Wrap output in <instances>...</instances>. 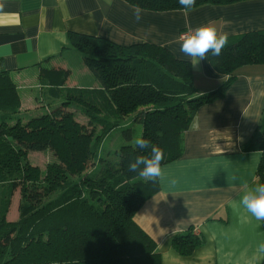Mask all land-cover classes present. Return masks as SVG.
<instances>
[{"label":"trees","instance_id":"1","mask_svg":"<svg viewBox=\"0 0 264 264\" xmlns=\"http://www.w3.org/2000/svg\"><path fill=\"white\" fill-rule=\"evenodd\" d=\"M127 1L154 11L182 9L179 0ZM238 1L196 0L195 6ZM71 33V45L100 89L71 93L66 90L70 69L42 67V84L61 103L26 117L20 115L16 83L0 71V264H162L157 242L135 220L146 200L160 191V180L137 179L138 172L128 169L137 155H150L151 149L124 144L114 162L102 156L103 142L113 130L124 129L123 120L133 114L134 122L142 124L141 137L163 150L162 164L180 157L183 135L200 107L224 97L241 66L264 64V30L229 38L219 56L211 55L218 71L229 76L201 95H196L191 62L174 58L162 46L124 47ZM72 98L84 106L88 123L69 108ZM126 127L130 139L132 126ZM46 149H53L56 159L44 169L27 159L29 152ZM244 149L261 151L258 178L264 183V116ZM97 162L98 171L89 172ZM17 181L20 214L10 221ZM201 242L195 225L175 237L182 253Z\"/></svg>","mask_w":264,"mask_h":264},{"label":"crops","instance_id":"2","mask_svg":"<svg viewBox=\"0 0 264 264\" xmlns=\"http://www.w3.org/2000/svg\"><path fill=\"white\" fill-rule=\"evenodd\" d=\"M136 7L127 0H0V71L16 83L21 110L37 103L39 96H49L40 79L42 67L70 69L66 89L71 88L69 83L101 87L71 45V32L104 37L124 47L150 43L190 61L179 52L178 42L189 29L211 21L229 38L264 30V0L203 3L191 12L139 7V21ZM75 62L80 64L79 80H72ZM192 68L196 95L229 76L218 71L211 54ZM263 116L264 64L241 66L226 95L200 107L183 135L182 155L162 164L160 191L135 215L157 242L162 264H263L264 252L258 246L264 243V221L238 204L243 185L262 184L258 178L262 153L245 150L244 145ZM193 225L202 242L182 253L175 237Z\"/></svg>","mask_w":264,"mask_h":264},{"label":"clouds","instance_id":"3","mask_svg":"<svg viewBox=\"0 0 264 264\" xmlns=\"http://www.w3.org/2000/svg\"><path fill=\"white\" fill-rule=\"evenodd\" d=\"M111 3V0H107ZM196 0H179V4L185 12H191L195 8ZM142 9L136 7L134 15L137 21L141 18ZM229 33L218 30L215 25L209 21L206 24L199 25L194 29H189L178 38L179 52L190 58L191 64L196 66L201 60L208 58L209 54L219 56L222 50L227 46ZM134 147L147 149L150 147V155H137L134 161L130 162L128 169L131 172H138L139 176L146 181H154L163 176L164 160L163 150L152 144L143 137H137L134 140ZM245 191L238 201L251 217L257 221H264V183L255 186L243 185ZM258 251L264 252V243L258 246Z\"/></svg>","mask_w":264,"mask_h":264},{"label":"rangeland","instance_id":"4","mask_svg":"<svg viewBox=\"0 0 264 264\" xmlns=\"http://www.w3.org/2000/svg\"><path fill=\"white\" fill-rule=\"evenodd\" d=\"M76 51H78V50H76ZM82 60L83 59L81 58V62H82ZM73 66H74V69H73V74H72V80H79L80 76H81L80 64L75 62ZM67 86L71 87L69 89H66V90H69L71 93L72 92L78 93L80 91H85V92L90 91V93H91L92 90L100 89V87L99 88H95V87L91 88L88 86L83 87V88H78L77 86L71 85L70 83ZM100 86H101V83H100ZM97 95H98V97H101V98L103 97L100 94H97ZM91 97L92 96H87V98H89L90 101H94V98H91ZM47 98H49V97L43 94L42 96H39L37 98L38 102L33 103V105L31 107L28 108L26 106H23L22 110H20V115L27 117V116L32 115V114L41 113L43 111H49V110H51V108L56 107L61 103V100H57V99H53V98H51V99L49 98L50 99L49 100ZM70 101L72 102V104L69 105V108L72 111L73 110L75 111V117L79 121H81L82 123H88V118H87V115L85 113L84 106L82 104L75 102L74 98H72ZM65 109L67 110V108H65ZM114 118H116V117L114 116ZM126 118H127L126 121L123 120V122H122V125L125 128L122 129V127H120V128L113 130L112 133L103 142V149L101 150L102 156L105 158H109L114 162L115 161L117 162V160H118V152H119L121 146L124 144H132L134 146L135 138L141 137V134H142V124L140 122H134L133 114L129 115ZM126 126H132V129H131L132 137L130 139H127V137H126L127 133L130 132V130H127L128 127H126ZM97 131H98V129H97ZM27 159L29 160V162L32 165L39 166L42 169H44L48 163L53 162L56 158H55L53 149H46L44 151L29 152ZM98 169H99V162L95 163L93 167H89V172L94 173V172L98 171ZM139 178H142V177L138 176L137 179H139ZM142 179H144V178H142ZM19 184H20V182L17 181V183L15 185V192H14L11 208H10V211L8 214V220H10V221L17 220L19 218V214H20V202L22 199V195H21V189H20ZM52 197L53 196H48V198H46V199L49 200ZM184 253L187 254V253H189V251H184Z\"/></svg>","mask_w":264,"mask_h":264},{"label":"built area","instance_id":"5","mask_svg":"<svg viewBox=\"0 0 264 264\" xmlns=\"http://www.w3.org/2000/svg\"><path fill=\"white\" fill-rule=\"evenodd\" d=\"M187 31H188V30H187ZM187 31L183 32L182 34L186 33ZM182 34H181V35H182Z\"/></svg>","mask_w":264,"mask_h":264},{"label":"bare ground","instance_id":"6","mask_svg":"<svg viewBox=\"0 0 264 264\" xmlns=\"http://www.w3.org/2000/svg\"><path fill=\"white\" fill-rule=\"evenodd\" d=\"M216 66V65H215Z\"/></svg>","mask_w":264,"mask_h":264}]
</instances>
